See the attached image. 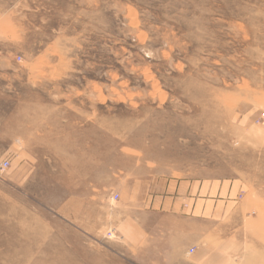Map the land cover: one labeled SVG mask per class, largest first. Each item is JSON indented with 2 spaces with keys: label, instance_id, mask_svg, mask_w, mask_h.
<instances>
[{
  "label": "rangeland",
  "instance_id": "374dc122",
  "mask_svg": "<svg viewBox=\"0 0 264 264\" xmlns=\"http://www.w3.org/2000/svg\"><path fill=\"white\" fill-rule=\"evenodd\" d=\"M0 54V264H113L143 177L235 184L262 253L264 0H0Z\"/></svg>",
  "mask_w": 264,
  "mask_h": 264
},
{
  "label": "crops",
  "instance_id": "0c3cea01",
  "mask_svg": "<svg viewBox=\"0 0 264 264\" xmlns=\"http://www.w3.org/2000/svg\"><path fill=\"white\" fill-rule=\"evenodd\" d=\"M10 69L13 61L0 54V74ZM133 179L126 199L113 207V264H242L235 263L240 243L215 226L217 216L233 211L235 184ZM260 249L253 264H264Z\"/></svg>",
  "mask_w": 264,
  "mask_h": 264
},
{
  "label": "built area",
  "instance_id": "2783aa9c",
  "mask_svg": "<svg viewBox=\"0 0 264 264\" xmlns=\"http://www.w3.org/2000/svg\"><path fill=\"white\" fill-rule=\"evenodd\" d=\"M262 118H264L263 115L261 116V119H262ZM7 167H8V162H7V161H3V162H1V163H0V173L4 172V171L7 169ZM117 199H118V196L115 195V196L113 197V202H114V201H117ZM107 235H108V238H112V237H113V239L115 238L114 231H113V233H111V231H108V232H107ZM191 253H193V250H192V249L189 250V254H191Z\"/></svg>",
  "mask_w": 264,
  "mask_h": 264
}]
</instances>
